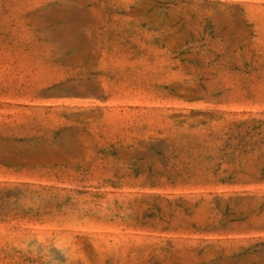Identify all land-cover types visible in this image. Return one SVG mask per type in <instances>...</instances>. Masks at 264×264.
<instances>
[{
  "label": "rangeland",
  "instance_id": "rangeland-1",
  "mask_svg": "<svg viewBox=\"0 0 264 264\" xmlns=\"http://www.w3.org/2000/svg\"><path fill=\"white\" fill-rule=\"evenodd\" d=\"M0 264H264V0H0Z\"/></svg>",
  "mask_w": 264,
  "mask_h": 264
}]
</instances>
